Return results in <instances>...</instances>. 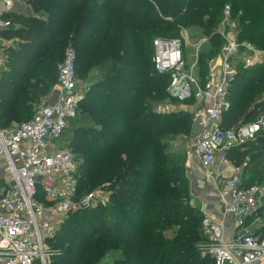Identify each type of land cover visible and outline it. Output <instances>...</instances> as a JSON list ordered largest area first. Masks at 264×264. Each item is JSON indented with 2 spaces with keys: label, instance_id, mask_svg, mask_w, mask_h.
<instances>
[{
  "label": "trees",
  "instance_id": "16d2710c",
  "mask_svg": "<svg viewBox=\"0 0 264 264\" xmlns=\"http://www.w3.org/2000/svg\"><path fill=\"white\" fill-rule=\"evenodd\" d=\"M28 1L48 18L13 12V25L0 32L17 40L0 79V127L28 118L29 103L50 93L71 43L78 78V68L84 79L93 71L100 75L79 106L92 126L88 132L76 130L69 144L78 164L77 199L101 188L110 192L112 203L110 215L102 206L71 212L49 241L57 248L51 264H101L115 250L120 251L115 264H215L201 255L204 214L188 202L186 166L169 148V137H193L194 112L190 106L155 110L179 103L167 91L170 74L155 68L153 40L181 37L182 27L198 28L209 37L200 56L205 71L224 43L216 28L227 4L235 18L240 15V40L264 49V0ZM263 93L264 63L241 68L222 126L229 129L264 114ZM225 157L235 165L248 159L244 183L264 185V129Z\"/></svg>",
  "mask_w": 264,
  "mask_h": 264
},
{
  "label": "built area",
  "instance_id": "2783aa9c",
  "mask_svg": "<svg viewBox=\"0 0 264 264\" xmlns=\"http://www.w3.org/2000/svg\"><path fill=\"white\" fill-rule=\"evenodd\" d=\"M13 6L14 0H0V32L13 25ZM239 16L225 5L216 30L224 39L221 63L216 67L209 62L205 83L197 75L198 61L188 59L183 38H155L153 63L158 72L170 74L167 91L179 104L192 98L201 104L195 118L203 117V128L193 136L194 154L216 188L225 215L234 220L233 234L227 237L225 225L204 214L201 255L215 264H264V185L244 183L248 159L235 165L225 157L231 147L264 129L263 113L250 123L222 126L223 113L230 107L229 90L240 69L264 63V49L240 40ZM3 38L0 35V79L5 71ZM76 62V50L68 47L57 82L40 99L31 119L10 130L0 127V264H51L49 241L64 219L75 210L110 203V192L101 188L77 199L78 164L69 147L58 148L65 130L78 118L86 93L79 85ZM176 105L159 104L155 110L169 113ZM218 154L226 165L221 169L214 168Z\"/></svg>",
  "mask_w": 264,
  "mask_h": 264
},
{
  "label": "rangeland",
  "instance_id": "374dc122",
  "mask_svg": "<svg viewBox=\"0 0 264 264\" xmlns=\"http://www.w3.org/2000/svg\"><path fill=\"white\" fill-rule=\"evenodd\" d=\"M13 10L15 13L19 14L17 16H21L23 18H29V17H36L37 19L44 18L47 19L48 16L47 15H43L40 12L37 13L35 11L34 6L32 5V3H30L28 0H14V6H13ZM17 26V25H16ZM218 28V27H217ZM216 28V29H217ZM189 35V37L187 36V34ZM180 35L181 37H172V38H183L186 41V46H185V51L186 54L188 56V59L190 61H198L197 64V75L199 76V79L202 80L205 83V79L207 76V71H208V65H207V69H205V71L203 70V68L201 67L200 64V56L201 54L207 50V48H209V37L204 35L202 33V31H200L198 28L195 27H191V28H187V27H182L181 31H180ZM207 37V41L202 42V40ZM201 47H200V51L198 52V54L196 53V49L198 47V44L201 43ZM15 45H17V40L16 39H11L8 40L6 38H3L2 41V46H3V57H4V69L8 70L9 66H8V59H9V52L8 49L10 47H14ZM73 45L70 43H68V45L65 48V52L67 50L68 47H72ZM220 53L218 55H215L213 57H211L208 60V64L210 61L214 62V65L216 67L220 66L221 60H220ZM60 65V63H59ZM58 65V67H59ZM59 70V68H58ZM79 70V85L80 87L83 89V93H85V89H87L90 85L93 84V82H95V80L99 79V73L97 71H93L90 76H88L87 79H84L83 75H80V69ZM205 73V74H204ZM101 78V77H100ZM85 87V88H84ZM259 100H264V93L261 95ZM40 100H33L31 101L29 104L31 106L30 109V116L26 119H19V118H15L10 120L7 124H5L3 126L4 129L10 130L12 128H14L16 125L28 121L31 119L32 115L34 114L38 104H39ZM168 103H174L173 101L168 102ZM195 105H200L198 104V102H196V100H187L186 102L182 103V104H178L175 106L176 110L178 111L179 109H187V107L189 106H195ZM195 115V114H194ZM92 126V122H91V118L89 116L88 113H85L83 111V108L79 114V118H77L76 120L72 121L70 126L65 130L63 136L61 137V139L59 140V144H58V148H60L59 146H61V148H67L70 147V144L74 138L75 135V131L78 129H81L83 132V129L85 128V130L88 132L90 130ZM171 139L170 141V152L175 154L176 156H178L179 160L184 161V164L188 163V160H192L193 161V165L195 166L196 169V174L193 173V177L191 178V182L189 180V192H188V202L193 205L194 207H196L197 209L201 210V206H202V202L195 198V192H194V186L196 187V192H206L207 194H214L213 190V185L206 179L205 175L203 174L204 171L202 170L200 163L198 160H196L193 156H194V150H195V139L194 137H190V136H185V135H177L174 138L169 137ZM79 161V160H78ZM80 162V161H79ZM224 160L222 158V155L220 154L217 158V161L214 165V167L216 169H221L223 166ZM186 174V173H185ZM198 174V175H197ZM99 188L93 190V191H97ZM92 191V192H93ZM193 193V195H192ZM98 206H102V205H98ZM112 206V203L110 202L107 206H102L106 208L107 214L110 215V207ZM97 207V206H94ZM93 220V219H92ZM205 241H200L199 244L202 247V245H204ZM51 249V257L52 254H55L57 251V248H53L52 246H50ZM117 257H120V251H111L108 252L107 254H105L103 260L101 261V264H115V260Z\"/></svg>",
  "mask_w": 264,
  "mask_h": 264
},
{
  "label": "crops",
  "instance_id": "0c3cea01",
  "mask_svg": "<svg viewBox=\"0 0 264 264\" xmlns=\"http://www.w3.org/2000/svg\"><path fill=\"white\" fill-rule=\"evenodd\" d=\"M198 108L199 107L197 105L190 106V109H191V111L194 112V114H195V112H197ZM179 110H183V109H179ZM194 119H195V115H194L193 120ZM219 155L220 154H218V156ZM218 156H217V158H218ZM193 157L196 160L199 161V159L195 156V154H194ZM217 158H216V160L214 162V165H215V163L217 161ZM199 163H200V161H199ZM229 163L232 164L231 161ZM193 164L194 163H193V161L191 159L188 160V163L185 164V166H186V175H187L188 179L190 180V182L192 180L191 178L193 177V173L196 174V169H195V166ZM200 166H201L202 170L204 171V168L202 167L201 163H200ZM223 166L226 167V165H224V164H223ZM203 174L205 175V173H203ZM213 188H214V190H213L214 194L210 195V194H207L206 192H201V193L200 192H196L195 191L196 187L194 186V192H195V195H196L195 198L199 199L202 202L201 203L202 204L201 211L203 212V214H206L209 217L213 218L216 222L223 223L225 225L224 226L225 235L227 237H230L233 234L234 220L231 217L225 215L224 210H223V206H222V202H221V200L219 198L218 192H217V190H216V188L214 186H213ZM192 195H193V193H192Z\"/></svg>",
  "mask_w": 264,
  "mask_h": 264
},
{
  "label": "water",
  "instance_id": "95a60500",
  "mask_svg": "<svg viewBox=\"0 0 264 264\" xmlns=\"http://www.w3.org/2000/svg\"><path fill=\"white\" fill-rule=\"evenodd\" d=\"M203 128V117L201 115H198L194 120L191 127V134L193 136H197L201 133ZM80 206L83 208L84 205V199L80 201Z\"/></svg>",
  "mask_w": 264,
  "mask_h": 264
}]
</instances>
